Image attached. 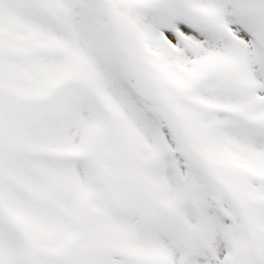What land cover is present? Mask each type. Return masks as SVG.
Returning <instances> with one entry per match:
<instances>
[{
	"label": "snow or ice",
	"instance_id": "snow-or-ice-1",
	"mask_svg": "<svg viewBox=\"0 0 264 264\" xmlns=\"http://www.w3.org/2000/svg\"><path fill=\"white\" fill-rule=\"evenodd\" d=\"M0 264H264V0H0Z\"/></svg>",
	"mask_w": 264,
	"mask_h": 264
}]
</instances>
